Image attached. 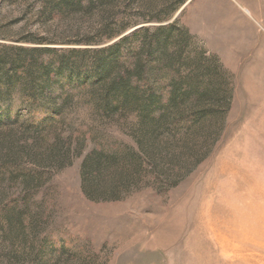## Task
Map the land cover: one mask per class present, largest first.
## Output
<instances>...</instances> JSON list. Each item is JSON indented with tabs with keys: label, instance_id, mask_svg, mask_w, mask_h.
Returning <instances> with one entry per match:
<instances>
[{
	"label": "rangeland",
	"instance_id": "obj_1",
	"mask_svg": "<svg viewBox=\"0 0 264 264\" xmlns=\"http://www.w3.org/2000/svg\"><path fill=\"white\" fill-rule=\"evenodd\" d=\"M55 1L0 0V45L26 35L90 36L110 20L138 22L123 36L176 20L186 30L187 82L208 93L186 101L165 120L179 118L175 125L153 133L136 115L98 124L86 109L70 114L137 159L94 184L80 168L89 145L78 154L72 147L58 165L49 162L52 140L42 143L32 155L49 175L20 229L71 248L55 264H264V0H186L178 9L179 0H102L87 14L49 16ZM167 14L166 22L145 23ZM16 139H0V158L19 154ZM223 216L249 220L255 234L232 241L229 231L240 229ZM23 248L0 241V260L12 251V259L35 264Z\"/></svg>",
	"mask_w": 264,
	"mask_h": 264
},
{
	"label": "trees",
	"instance_id": "obj_2",
	"mask_svg": "<svg viewBox=\"0 0 264 264\" xmlns=\"http://www.w3.org/2000/svg\"><path fill=\"white\" fill-rule=\"evenodd\" d=\"M185 1L179 0L175 9ZM48 5L49 16H65L87 14L105 4L102 0H56ZM170 17L152 16L145 23H163ZM133 25L138 22L110 20L90 36L26 35L13 41L17 45H0V139L16 136L20 154L0 158V241L6 249L22 244L24 259L35 264H55L54 256L71 248L47 236L28 237L20 229L23 213L29 212L28 204L49 175L33 151L39 153L46 147L42 143L52 140L57 151L49 162L59 165L72 147L78 154L89 145L80 168L84 180L94 184L111 167L137 159L129 147L101 136L89 124L76 123L70 114L86 109L98 124L136 115L153 133L175 125L179 118L171 123L165 120L186 101L208 93L187 82L186 30L176 20L123 36ZM181 124L185 126L186 119ZM9 255L0 264H21L17 256L11 258L12 251Z\"/></svg>",
	"mask_w": 264,
	"mask_h": 264
},
{
	"label": "bare ground",
	"instance_id": "obj_3",
	"mask_svg": "<svg viewBox=\"0 0 264 264\" xmlns=\"http://www.w3.org/2000/svg\"><path fill=\"white\" fill-rule=\"evenodd\" d=\"M221 220L229 228L231 227L233 229L235 227H238V229H240L236 233L232 232V230L229 231L228 236L232 241L239 240L240 242H244V241L248 240V238H249L248 236H252L251 234H255L253 232L252 226H250V224H249V220H247V219H237V218H233V219L230 218L229 219L227 216H223V218ZM248 227H250L251 229ZM240 232H242V233H240ZM258 232L259 231H257V233ZM241 264H244V263H241Z\"/></svg>",
	"mask_w": 264,
	"mask_h": 264
}]
</instances>
